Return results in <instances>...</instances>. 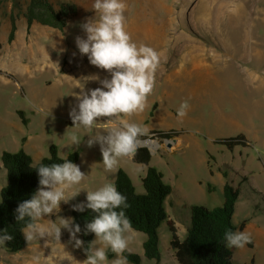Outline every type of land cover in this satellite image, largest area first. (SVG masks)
<instances>
[{
    "label": "rangeland",
    "instance_id": "374dc122",
    "mask_svg": "<svg viewBox=\"0 0 264 264\" xmlns=\"http://www.w3.org/2000/svg\"><path fill=\"white\" fill-rule=\"evenodd\" d=\"M72 1L77 12L63 32L37 23L27 31L24 18L14 9L17 28L8 42L11 0H0V155L22 149L38 162L54 144L61 157L76 151L74 163L85 173L66 195L81 189L79 193L39 223L58 225L60 217H71L72 205L86 202V190L113 183L117 170L105 171L100 146L89 147L88 134L125 119L145 127L146 138L158 143L149 147V165L160 170L171 186L166 211L178 236L186 233L190 205L221 204L222 187L228 181L238 188L232 216L235 231L251 235V243L231 247L233 262L264 264V0H125L126 31L133 42L148 45L159 55L155 87L143 112L100 118L93 129L72 125L68 113L77 103L73 94L83 84L85 91L100 87L87 77L103 79L110 74L90 64L75 45L77 35L85 36L80 24L98 19L94 0ZM185 100L190 107L180 118L177 109ZM152 130L175 132L176 148H161L165 138L150 136ZM72 134L82 139L70 148L65 145ZM238 134L245 143L228 147L219 142ZM118 168L126 171L136 192L143 191L140 178L146 165L124 156L118 158ZM4 182L0 161V187ZM61 233L60 241H26L15 252L0 246V264H34L36 255L40 264H83V247L73 246L67 230L61 228ZM158 234L157 264H175L165 222ZM129 235L128 250L141 256L140 264H155L142 255L145 234L132 229ZM107 255L109 261L117 258L113 252Z\"/></svg>",
    "mask_w": 264,
    "mask_h": 264
},
{
    "label": "clouds",
    "instance_id": "9594fccd",
    "mask_svg": "<svg viewBox=\"0 0 264 264\" xmlns=\"http://www.w3.org/2000/svg\"><path fill=\"white\" fill-rule=\"evenodd\" d=\"M93 10L99 13L98 19H86L80 24L84 37L77 35L75 45L81 55H86L90 64L105 70L110 78L101 79L98 75L86 80L98 81L100 87L73 94L77 103L70 107L69 116L72 125L93 129L100 118L132 116L143 112L147 97L155 87V73L159 67V55L152 47L133 42L126 31L125 0H94ZM190 107L187 100L181 102L177 109L180 118L187 115ZM49 114V113H48ZM103 130V132L101 131ZM148 130L140 124L121 119L114 126L96 129L88 134L87 145L99 144L102 162L106 172H115L118 158L133 157L141 136ZM81 137L72 134L65 146H78ZM62 163L32 165L39 177L36 191L29 199L20 202L15 209L16 220L27 223L23 234L26 241L39 238H52L60 241L61 228L69 233L74 247L81 248L84 241L77 237L81 232L79 224L72 217H60L59 224L44 226L39 223L45 216L60 211V204L74 198L81 189L66 195L73 186L85 179L80 167L67 159ZM127 198L121 194L113 183H104L94 190H86V202L72 205L73 210L83 212L90 209L95 215L84 226L83 234L94 233L95 239L84 248L86 259L83 264H128L123 253L128 250L131 236V222L123 209L128 207ZM117 209H120L117 211ZM13 236L7 231L0 233V246ZM226 247L242 248L251 243L250 233L226 230L224 233ZM116 254V259L109 261L107 252ZM34 264H40V256L33 257Z\"/></svg>",
    "mask_w": 264,
    "mask_h": 264
},
{
    "label": "trees",
    "instance_id": "16d2710c",
    "mask_svg": "<svg viewBox=\"0 0 264 264\" xmlns=\"http://www.w3.org/2000/svg\"><path fill=\"white\" fill-rule=\"evenodd\" d=\"M12 10L9 13V30L7 41L14 38L16 31L14 9L22 15L25 20L26 30L29 31L32 23L47 26L63 32L68 20L76 14L77 5L72 0H11ZM155 105H153L152 110ZM150 111V115L152 114ZM18 115L22 122H26L22 113ZM150 133L161 138H170L175 134L170 131L152 130ZM147 135L139 139L146 138ZM231 147L235 144L245 143L244 136L238 134L219 141ZM49 155L42 157L38 162L43 164L62 163L58 155L57 147L51 144L48 148ZM65 157L71 162L78 160V153L72 151ZM151 154L146 146H137L135 155L131 160L146 165L144 174L140 178L142 192H136L129 175L122 168H118L113 184L117 190L127 198L128 207L123 209L125 215L131 222V229L145 234L142 241V255L147 259L158 263L160 259L158 227L165 222L170 233L169 245L175 259V264H234L232 248L226 247L224 233L226 230L235 231L237 226L232 220L235 203L238 198V188L230 182L225 181L222 187L221 204L207 207L192 204L189 207L188 224L183 237L178 236L175 223L166 211V201L171 193V186L163 180V174L153 165H149ZM1 166L5 173V182L0 187V233L7 231L13 236L11 241L5 242V247L10 252L19 251L26 245L23 230L28 222L16 220L15 209L23 200L29 199L36 191L39 177L37 170L32 165L34 162L29 154L22 149L15 152L3 151L0 155ZM208 189H211L208 186ZM120 209H117L119 211ZM71 217L81 227L78 233L84 241V248L95 236L89 232L83 234L84 226L95 215L90 209L83 212L70 210ZM242 223L239 229H242ZM112 255L111 250L107 252ZM127 261L132 264H140L141 256L129 250L123 253ZM248 264H254L250 261Z\"/></svg>",
    "mask_w": 264,
    "mask_h": 264
},
{
    "label": "crops",
    "instance_id": "0c3cea01",
    "mask_svg": "<svg viewBox=\"0 0 264 264\" xmlns=\"http://www.w3.org/2000/svg\"><path fill=\"white\" fill-rule=\"evenodd\" d=\"M155 109V107H154ZM154 109L152 110V114L154 112ZM152 114L150 116H152ZM150 132V131H149ZM178 138L175 137H170V138H165L160 145L161 148H165L168 151H172L174 148L177 146ZM152 153V150H150V154Z\"/></svg>",
    "mask_w": 264,
    "mask_h": 264
},
{
    "label": "bare ground",
    "instance_id": "6f19581e",
    "mask_svg": "<svg viewBox=\"0 0 264 264\" xmlns=\"http://www.w3.org/2000/svg\"><path fill=\"white\" fill-rule=\"evenodd\" d=\"M138 142L146 144L150 148H154V147H156L158 145L157 141L153 140V139H144V140H139Z\"/></svg>",
    "mask_w": 264,
    "mask_h": 264
},
{
    "label": "water",
    "instance_id": "95a60500",
    "mask_svg": "<svg viewBox=\"0 0 264 264\" xmlns=\"http://www.w3.org/2000/svg\"><path fill=\"white\" fill-rule=\"evenodd\" d=\"M145 139H148V138H145ZM139 140H144V139H139ZM137 143H138V146H146L149 149V151H150V148L146 144L139 143V142H137Z\"/></svg>",
    "mask_w": 264,
    "mask_h": 264
},
{
    "label": "built area",
    "instance_id": "2783aa9c",
    "mask_svg": "<svg viewBox=\"0 0 264 264\" xmlns=\"http://www.w3.org/2000/svg\"><path fill=\"white\" fill-rule=\"evenodd\" d=\"M152 135H154L155 136V134L154 133H150V136H152ZM156 137V136H155ZM148 139H151V138H148ZM153 140H155V139H153ZM149 147V146H148Z\"/></svg>",
    "mask_w": 264,
    "mask_h": 264
}]
</instances>
